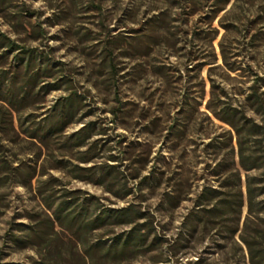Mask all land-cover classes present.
<instances>
[{"label": "rangeland", "instance_id": "rangeland-1", "mask_svg": "<svg viewBox=\"0 0 264 264\" xmlns=\"http://www.w3.org/2000/svg\"><path fill=\"white\" fill-rule=\"evenodd\" d=\"M0 31L48 61L45 84L60 83L16 127L83 99L38 163L64 170L32 190L0 174V264H41L12 237L43 214L38 184L50 175L58 196L136 204L154 221L162 243L133 264H264V0H0ZM91 124L97 158L81 164L87 146L66 138ZM31 143L21 134L0 158L30 164ZM73 164L114 165L110 189L131 194L74 179Z\"/></svg>", "mask_w": 264, "mask_h": 264}, {"label": "trees", "instance_id": "trees-1", "mask_svg": "<svg viewBox=\"0 0 264 264\" xmlns=\"http://www.w3.org/2000/svg\"><path fill=\"white\" fill-rule=\"evenodd\" d=\"M52 77L48 61L35 49L20 47L0 31V153L8 149L6 142L14 141L21 134L32 142L30 164L7 165L0 158V174L8 173L28 190L33 189L36 177L42 178L51 170H64L59 165L46 168L45 164L42 171H38V163L44 147L65 135L67 125L83 106V99L71 93L55 105L51 115H28L25 122L16 127L17 113L28 108L31 102L37 103L35 98L39 94L47 95L59 88L60 83L45 84ZM40 104L44 106L45 102L42 100ZM94 129L95 124H91L66 138L67 148L87 146L84 156L79 159L81 164H89L97 158L89 157L97 149L96 142L88 143ZM70 167L74 179L102 186L118 199L131 194V191H126L119 195L110 189L111 184L107 180L114 172V165L83 168L73 164ZM83 172L92 177H83ZM57 183L58 179L52 175L39 182L38 192L44 212L31 224L23 226L25 235L22 238L12 237L16 244L35 250L41 264H133L148 248L152 251L153 246L162 243L154 221L148 220L147 214L136 204L112 209L95 195L81 198L77 191H64L58 196L59 192L55 190ZM122 228L126 230L118 233ZM153 264L179 263L158 261Z\"/></svg>", "mask_w": 264, "mask_h": 264}]
</instances>
